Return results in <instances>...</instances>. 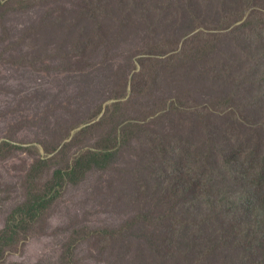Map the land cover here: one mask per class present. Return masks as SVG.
<instances>
[{
    "label": "rangeland",
    "instance_id": "374dc122",
    "mask_svg": "<svg viewBox=\"0 0 264 264\" xmlns=\"http://www.w3.org/2000/svg\"><path fill=\"white\" fill-rule=\"evenodd\" d=\"M263 101L264 0H0V264H243Z\"/></svg>",
    "mask_w": 264,
    "mask_h": 264
},
{
    "label": "trees",
    "instance_id": "16d2710c",
    "mask_svg": "<svg viewBox=\"0 0 264 264\" xmlns=\"http://www.w3.org/2000/svg\"><path fill=\"white\" fill-rule=\"evenodd\" d=\"M243 23H245V22H243ZM263 103H264V101H263ZM236 151L239 153L242 150L236 149ZM236 151H234L235 155H237ZM256 153L257 152L255 149L249 150V153L247 156L252 157V159H254V161L245 162V163L248 164V166L250 167L251 170H254L255 167H257V169H260L261 179L258 180L255 176H252L254 178L255 184L259 185L264 180V157L259 158L258 161H256L255 160L256 159ZM106 154H109V153H106ZM80 157L77 156L75 162L77 163V165L82 166L85 163V159H84L85 157L83 155ZM102 159H104V157ZM41 161H44V160H40V162ZM225 162L228 166H230L229 173H232L234 175L235 183H229V184H224V185L220 186L217 189L216 193L223 195V194H228L229 191H232L235 193V196H236V200L234 201V203L243 205L241 208L243 211L242 214L244 216H248V215L252 216L254 214H256L257 216H264L262 214H259L260 212L257 208L255 201H253L252 193L247 191L248 194H244V192L242 191L244 189H242V188H241V191H239V192L235 191V188H237L239 185H238V183H236V174L237 173H236V164L234 162V157L233 156L228 157ZM83 168L84 167L82 166L81 170ZM213 169L216 170V167L213 166L212 171L208 174V177L206 179L207 184L205 187H207L209 185V182L214 177L213 173L217 172V171H214ZM59 174H60L61 179L63 180L64 175L62 174L61 171L59 172ZM220 176H221V174L218 173V177H214V178L218 179V178H220ZM243 177L244 176H242V178ZM235 184H236V186H235ZM205 187L202 190V195L205 192L209 191ZM162 196L166 198L165 195H162ZM53 199H55V197H48L47 194L35 195L34 200H32L31 202L26 204V206L23 209H25L26 214L29 215L30 218L35 219L39 216L40 208L46 204H49ZM227 199H228L227 197H223L222 199H220L218 201V203L221 205H224V204L228 205ZM194 200H195L194 197L188 198L182 204H180V206H178V207L181 208V207H184L185 205H189L190 207H194V206L198 207L200 205L199 200H195V201ZM207 201H214V200L211 197H209L206 199V202ZM166 203L169 205L168 202H166ZM222 203H224V204H222ZM171 207L172 208L177 207L174 201L171 203ZM230 209L234 210V207H230ZM251 212H253L254 214ZM177 216H178L177 214L172 215L171 211L169 212V216L167 215V217H168V219H167L168 226L167 227L168 228L170 227L171 222L173 225H176V229H174V234H173V236L175 237V240L179 236V233L181 234V225L179 224V222H177ZM234 217H235V215L233 216V219H234ZM91 229L92 228H90L89 231ZM102 230H103V232H100L98 230V233H101V234H103L109 238L112 237L111 235H109L111 232H108L109 231L108 228H104ZM238 232H239L240 238H238L237 240H241V241H237L234 244L235 248H240L241 244L245 243L246 240L249 239V241H248L249 244L247 246V249H244L243 253H242V254H244V257H243V255H241V258H242L241 263H243V264H264V223L256 221L253 225L249 224V227L246 225L243 228L238 229ZM1 239H2V236L0 235V240ZM173 240H174V238H173ZM202 243L206 249H208V250L210 249V241H202ZM188 247L192 248V246H190V244L188 245Z\"/></svg>",
    "mask_w": 264,
    "mask_h": 264
}]
</instances>
